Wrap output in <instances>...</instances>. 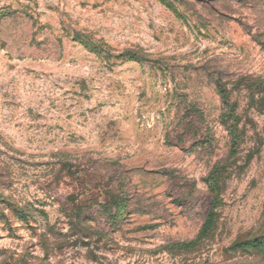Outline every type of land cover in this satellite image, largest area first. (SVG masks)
<instances>
[{
    "label": "rangeland",
    "instance_id": "1",
    "mask_svg": "<svg viewBox=\"0 0 264 264\" xmlns=\"http://www.w3.org/2000/svg\"><path fill=\"white\" fill-rule=\"evenodd\" d=\"M0 264H264V0H0Z\"/></svg>",
    "mask_w": 264,
    "mask_h": 264
},
{
    "label": "trees",
    "instance_id": "2",
    "mask_svg": "<svg viewBox=\"0 0 264 264\" xmlns=\"http://www.w3.org/2000/svg\"><path fill=\"white\" fill-rule=\"evenodd\" d=\"M218 88L220 90V93H221V96L224 100H227V95H226V89L224 88L223 84L221 82L218 83ZM124 197V198H123ZM119 198H122L120 201V203L116 204V210L117 212L114 213V217L117 218V217H121L122 215H124L126 212L128 213L130 211V204L128 203L127 200H132L129 196L126 197V196H121ZM127 198V200H126ZM118 201V202H119ZM76 207H79L78 209H80L81 207L80 206H76ZM101 207L103 208L104 211H109L108 207L109 205L108 204H103L101 205Z\"/></svg>",
    "mask_w": 264,
    "mask_h": 264
}]
</instances>
